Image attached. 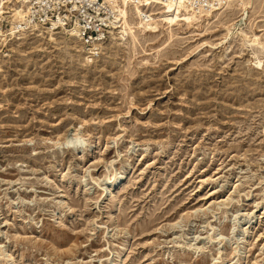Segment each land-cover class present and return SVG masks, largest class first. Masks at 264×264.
Wrapping results in <instances>:
<instances>
[{"label": "rangeland", "instance_id": "1", "mask_svg": "<svg viewBox=\"0 0 264 264\" xmlns=\"http://www.w3.org/2000/svg\"><path fill=\"white\" fill-rule=\"evenodd\" d=\"M14 3L0 264H264V0L197 22L151 11L159 33L91 61L63 34L15 32Z\"/></svg>", "mask_w": 264, "mask_h": 264}, {"label": "built area", "instance_id": "2", "mask_svg": "<svg viewBox=\"0 0 264 264\" xmlns=\"http://www.w3.org/2000/svg\"><path fill=\"white\" fill-rule=\"evenodd\" d=\"M172 1L176 0H157L156 5ZM25 4L26 17L17 21V29L34 27L44 33L73 35L90 61L102 55L121 24L117 11L121 0H25ZM184 4L197 14L215 12L224 5L222 0H184Z\"/></svg>", "mask_w": 264, "mask_h": 264}, {"label": "bare ground", "instance_id": "3", "mask_svg": "<svg viewBox=\"0 0 264 264\" xmlns=\"http://www.w3.org/2000/svg\"><path fill=\"white\" fill-rule=\"evenodd\" d=\"M7 1L8 0H0V19L2 18V15L5 14L3 10H4V4L7 3ZM132 1L133 0H121V5L117 8L121 24L118 27V29H117L118 31L115 33L113 40L115 43H117L118 46H121V47H128L129 46V48H132L135 50L137 48V44L141 41V38L144 39L146 37V35H153V34L159 33L160 24L167 22V20L160 19V18H158L156 20H152L151 18H153L157 15L156 14H150L151 11H158V10H169L170 11V10H174V9H176V10L179 9V10L185 12L187 15H188V13H193L195 15V16H191L193 19L188 21V22H193V21L197 22L201 18L209 19V17L211 15L216 16L220 10L228 7L229 5H231V3H235L237 5V7H239V9L242 10V13L243 12L245 13L246 10H248V9L254 10V8L256 6L255 2L259 1V0H222L223 4H225L222 8H219V10H216L214 13L206 12L205 14H197L194 10H190L184 4V0L165 2L162 6L156 5L158 3L157 0H142V1L138 0L135 4H134V2H133V4H129ZM254 4H255V6H254ZM145 5H146V7H144ZM13 6H14V8L11 9V12H13V14L11 15V18H13V21H15V22L18 20L24 21L25 17H26V9H27V6L25 4V0H15V3L13 4ZM176 7H178V8H176ZM12 25H13V29L15 31L16 24H12ZM14 31L11 30L10 33L14 34ZM49 35H50L49 36L50 40L53 39V38H51L53 33H49ZM140 36H142V37H140ZM68 38L70 40H73V41L78 43L75 36L69 35ZM245 38H246L247 43H249L251 45H255V46H261V43L259 42L258 37L252 35V37H250V38L247 36H245ZM78 45H79V43H78ZM263 48H264V46H263ZM84 59H85V61L89 60L88 58H84ZM255 64L257 65V67L260 66L259 61H256ZM75 133L76 134L74 135L73 140L74 139H75V141L80 140L81 137H79V132L77 131ZM66 143L71 144L72 140H69ZM68 147H69V145H68ZM125 177H126L125 171L118 173L113 178H111V179L109 178L110 182L107 183V187L112 188L113 186L117 185L118 182H121Z\"/></svg>", "mask_w": 264, "mask_h": 264}]
</instances>
